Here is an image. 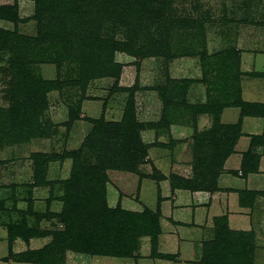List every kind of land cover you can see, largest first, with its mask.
I'll return each mask as SVG.
<instances>
[{
    "label": "rangeland",
    "instance_id": "rangeland-1",
    "mask_svg": "<svg viewBox=\"0 0 264 264\" xmlns=\"http://www.w3.org/2000/svg\"><path fill=\"white\" fill-rule=\"evenodd\" d=\"M0 31V264H264V200L230 227L216 205L198 219L196 191L172 183L217 174L213 193L224 172L241 178L243 119L264 118V0H0ZM216 121L230 153L221 166L208 148ZM131 133L144 149L123 143ZM172 198L192 219L168 231ZM71 212L85 245L102 218L130 242L113 256L66 247ZM147 214L160 227L154 248Z\"/></svg>",
    "mask_w": 264,
    "mask_h": 264
},
{
    "label": "trees",
    "instance_id": "trees-1",
    "mask_svg": "<svg viewBox=\"0 0 264 264\" xmlns=\"http://www.w3.org/2000/svg\"><path fill=\"white\" fill-rule=\"evenodd\" d=\"M1 15H2V17L5 16V14H2V13H1ZM4 19H6V16H5ZM0 33H3V32L0 31ZM1 48H2V45L0 44V49ZM216 115H218V114H216ZM248 115H250V114H248ZM261 115H262V113L259 114V115L258 114H256V115L253 114L254 117H260ZM214 126H215V128L217 129L218 132L215 131V132L211 133V135L209 137L210 139H208V142L210 144L208 146V148L210 150L211 149L213 150L214 148L217 149L216 150L217 151L216 152V154H217L216 155L217 156L216 159L220 161L221 164H219V166H221L222 163L224 162V160L227 158L226 155L230 154L229 152H227V148H225L222 145V142L219 143V138L223 139V134L225 133L226 127H223L222 125H220L218 123V121L215 122ZM150 128H152V127H150ZM216 133H217L216 136H219V137L213 138V135H215ZM262 139H263L262 136L253 137L251 139V142L249 144V150H248L247 153L244 154V156H243L244 158L241 160V163H242L241 165L243 166L242 167L243 171L241 170V177L245 178L249 173H252V172L255 173L257 171L258 162H257V164L253 163L254 168H249L246 165V163L248 162L247 159H249L250 152L254 151V147H256L257 145H260V144L262 145V142H261ZM118 140L121 141V138L119 137ZM123 143L125 145L129 146L131 149L135 148L136 150L137 149H141L142 150V149L145 148V146H143V144L141 142V139H140L139 135L135 134V133H131V135L129 136V141L127 142V144H126V142H123ZM211 157L212 156H210V158ZM244 166H247V167H244ZM220 170H221V167L219 168V172H220ZM216 177H217V174L213 178H210V179H203L202 178L200 181L196 180L195 178L192 181H190V180H184V179L173 177L174 179H173L172 183L176 182L177 185L182 186L184 188H189V190H191V191H210L211 192L212 187L217 182ZM73 178H75V176H73ZM86 179H87V183L90 186L89 188L94 187V182H98L99 181L98 177L94 173L87 174L86 175ZM77 181H79V182L81 181L80 175L77 176ZM217 190H218V187H216V189L214 191H217ZM238 193H239V206L240 207L249 206L250 208H252V204H253V202L255 200V197H256V195L258 193L257 192L246 191V190L239 191ZM261 193H262V191H261ZM110 213L112 215L114 214L116 216H120V217L124 218V221L126 220V217H128V216L132 217L131 220L134 221V222L135 221L139 222L138 220H141V217L138 214L137 215L136 214H130V213L122 211V210L120 211L119 209H115V210L104 209V217L106 215L110 214ZM142 218L144 219L142 221L145 222L144 223L145 225H141L142 226V227H140L141 231H144L143 234H146V235L150 236L151 242H152V247L154 248V246L156 245L155 243L157 241V236L160 234L159 224H158L157 219L155 218L154 215L149 214V216H148V214H147V215H144V217H142ZM104 219L105 218H102L100 220H94L95 223H92V230L94 229V232L90 235V238L93 239V242L91 243L89 241V245L90 246H87V245H85V241L82 242V240H81L82 238H84V236L82 234L83 233L82 231H81V233L79 235H73L74 231L76 230V228H78L77 225L74 226L75 221H76V216H75L74 212H71V215H69V216H63L62 215L61 220H62L63 224L66 225V233L64 234L65 236H63L61 241L67 243L66 247H69L68 244L71 241H73L74 243L72 244V248H75L76 244L83 245L84 246L83 250L87 249V251H88V249H91V250L88 251L89 253L97 254L99 256H106V255L113 256V255H116V254H114L115 252L113 251L114 248L117 247V246H121V244L122 245L125 244V246H126L127 243H129L130 241H129L128 237L126 236V234H125V236L122 234L123 231H121V228H120L121 224H120V226H118L119 231H117L116 229H115L116 230L115 231L114 228H112L113 224H109V222L103 221ZM153 219H155L156 221L153 220ZM220 220H222V219H218L217 218V220L215 222H219ZM224 220H226V219H224ZM100 223H102L104 226H102V228H99L98 232H97V227L100 226L99 225ZM128 225H130V227H133L132 229L136 233V226L135 225H131V224H128ZM143 226H144V229H143ZM225 228L227 229V227H225ZM84 229H87L86 225L84 226ZM228 231H230V230H228ZM229 233H231L233 235L235 232L230 231ZM239 235H241V234H239ZM220 239L221 238L219 237L217 239V241H220ZM59 243L62 245L61 242H59ZM62 247H63V245H62ZM54 249L58 250L59 248L55 247ZM104 249H105V251H103ZM59 251L65 252V249H59ZM209 263H211V262H209Z\"/></svg>",
    "mask_w": 264,
    "mask_h": 264
},
{
    "label": "crops",
    "instance_id": "crops-1",
    "mask_svg": "<svg viewBox=\"0 0 264 264\" xmlns=\"http://www.w3.org/2000/svg\"><path fill=\"white\" fill-rule=\"evenodd\" d=\"M220 125H224L225 122L222 124L219 123ZM241 130L243 133L250 135V136H241L238 140L237 147H244L246 145H249L251 142L252 137H260L262 136V145H257L254 147V150H259L260 148L264 147V118L262 117H245L243 119V123L241 125ZM242 134V132H241ZM242 152H238L237 154H233L232 156L229 157V159L226 161L224 170L226 171L227 164L230 163L229 161H238L241 160V153H243L244 150H241ZM241 173H239L240 175ZM226 178L224 182L221 180L222 177L219 179V184H218V190L216 192H209V191H196L195 193H192L194 201L201 205V207L198 209V219L201 217V210H204L205 212L209 213L213 208L210 206L211 205H216L218 208L222 207L229 212V214L226 212L227 219L229 221V226L231 227V223L238 224V218L233 215L235 213L238 214V216H241L240 214H245L247 210L252 211V209L247 206V207H240L239 206V191L246 190V191H251V192H257L258 194L255 197V200L253 202V206L259 207V204L264 200V195L261 193V191H264V156L260 157V160L258 162V168L255 173H249L245 178L243 177H238V175L234 173H228L225 174V172L221 175ZM222 181V182H221ZM262 198V199H261ZM180 199L178 198L177 200L169 199L167 202H165L162 207V214H163V223L167 224L168 228L167 230L169 231V227L172 228L175 223H178L181 221V218H190L192 219V214H190L188 211L183 213L179 212L180 209L176 207L177 205L180 204ZM261 201V202H260ZM236 203V204H235ZM187 208H190V200H188ZM253 208V207H252ZM185 210H187L185 208ZM254 210V209H253ZM214 212V211H213ZM257 213V210L255 211ZM254 213V214H255ZM215 217V216H214ZM237 218V219H236ZM181 219V220H180ZM240 226V224L238 225ZM164 228V227H163ZM163 236V241H167L168 243L171 242L172 236L170 235L169 232L163 231L162 233ZM169 246H173L170 245ZM96 258V257H95ZM101 258L98 260H94V264H101L100 261ZM109 260V259H107ZM109 262V261H108ZM62 264V263H61Z\"/></svg>",
    "mask_w": 264,
    "mask_h": 264
}]
</instances>
